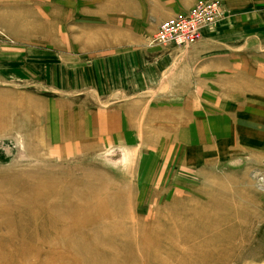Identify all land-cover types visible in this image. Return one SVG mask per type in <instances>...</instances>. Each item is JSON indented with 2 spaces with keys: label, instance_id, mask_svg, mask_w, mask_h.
I'll return each instance as SVG.
<instances>
[{
  "label": "rangeland",
  "instance_id": "1",
  "mask_svg": "<svg viewBox=\"0 0 264 264\" xmlns=\"http://www.w3.org/2000/svg\"><path fill=\"white\" fill-rule=\"evenodd\" d=\"M166 19L0 0V264H264V95L184 87Z\"/></svg>",
  "mask_w": 264,
  "mask_h": 264
},
{
  "label": "crops",
  "instance_id": "2",
  "mask_svg": "<svg viewBox=\"0 0 264 264\" xmlns=\"http://www.w3.org/2000/svg\"><path fill=\"white\" fill-rule=\"evenodd\" d=\"M150 1V11H146L143 0H134L135 13L169 18L189 10L198 1L213 0ZM216 1L222 4L223 20L212 30H203L199 42L182 51L181 66L174 67L173 73L179 75L184 87H189L193 76L200 78L213 70L215 77L245 78L246 90L242 93L264 95V87L255 91L251 84L256 77L264 79V0Z\"/></svg>",
  "mask_w": 264,
  "mask_h": 264
},
{
  "label": "built area",
  "instance_id": "3",
  "mask_svg": "<svg viewBox=\"0 0 264 264\" xmlns=\"http://www.w3.org/2000/svg\"><path fill=\"white\" fill-rule=\"evenodd\" d=\"M224 17L219 1H198L187 12L177 13L162 21L150 45L189 47L201 39L203 30L211 28Z\"/></svg>",
  "mask_w": 264,
  "mask_h": 264
}]
</instances>
